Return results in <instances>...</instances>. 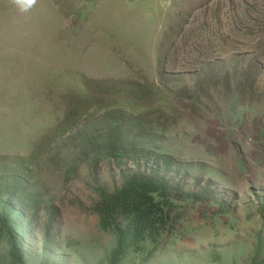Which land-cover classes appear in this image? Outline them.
<instances>
[{
	"label": "rangeland",
	"instance_id": "obj_1",
	"mask_svg": "<svg viewBox=\"0 0 264 264\" xmlns=\"http://www.w3.org/2000/svg\"><path fill=\"white\" fill-rule=\"evenodd\" d=\"M115 107L140 113L151 136L126 125L125 153L109 158ZM149 151L174 157L188 190L209 180L213 199L128 264H249L264 201V0H35L26 12L0 0V165L26 158L42 200L23 264H108L93 186L112 191ZM51 205L59 248L45 254ZM7 249L0 236V264H13Z\"/></svg>",
	"mask_w": 264,
	"mask_h": 264
},
{
	"label": "trees",
	"instance_id": "obj_2",
	"mask_svg": "<svg viewBox=\"0 0 264 264\" xmlns=\"http://www.w3.org/2000/svg\"><path fill=\"white\" fill-rule=\"evenodd\" d=\"M112 112L115 114L105 113L109 125L104 150L109 158H118L125 153L123 137L126 125L129 131L134 132V138L149 141L150 127L145 125L147 123L141 119L140 113L134 115L118 107ZM153 128L162 130L159 124ZM149 152L144 167L130 172L122 171V182L112 191L98 183L93 186L97 196L93 212L98 218V229L112 236V245L107 253L108 264H128L133 257L140 258V262L148 261L178 228L187 230L195 224L193 217L185 216L189 205L213 199L209 180L200 192L188 190L180 179L171 175L176 164L174 157L157 151ZM12 160V165H0V236L4 238L11 263L23 264L21 249L25 234L38 220L42 200L28 190V160L21 157ZM216 204L218 214L231 211L229 204ZM257 214L261 229L256 234L249 264H264L261 257L264 249L261 235L264 229V201L258 204ZM60 217L59 207L49 206L43 230L45 254L59 248L55 226Z\"/></svg>",
	"mask_w": 264,
	"mask_h": 264
},
{
	"label": "clouds",
	"instance_id": "obj_3",
	"mask_svg": "<svg viewBox=\"0 0 264 264\" xmlns=\"http://www.w3.org/2000/svg\"><path fill=\"white\" fill-rule=\"evenodd\" d=\"M14 3L20 12H26L33 6L35 0H14Z\"/></svg>",
	"mask_w": 264,
	"mask_h": 264
}]
</instances>
